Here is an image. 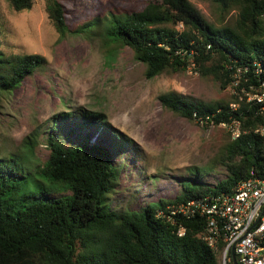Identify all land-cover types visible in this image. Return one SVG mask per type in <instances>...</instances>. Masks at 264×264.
Masks as SVG:
<instances>
[{"label": "trees", "instance_id": "obj_1", "mask_svg": "<svg viewBox=\"0 0 264 264\" xmlns=\"http://www.w3.org/2000/svg\"><path fill=\"white\" fill-rule=\"evenodd\" d=\"M7 1L15 11L32 6V0ZM44 1L48 18L64 37L69 32L65 1ZM212 1L222 13L236 10L234 21L214 25L189 0H149L139 10L92 19L76 32L99 29L106 42L128 46L134 59L145 65L147 78L185 69L192 60L201 76L224 84L239 70L240 85L251 91L264 80V0ZM45 61L40 54L9 57L0 49V102ZM256 68L261 70L258 74ZM158 99L164 108L189 120L196 114L209 116L213 125L239 122V136L213 160L224 167L225 177L210 184L202 177L214 166L194 167L173 198L116 211L108 206V197L118 187L120 175L112 152L122 148V140L112 150L98 141L100 130L71 145L50 133L49 156L31 171L19 155L0 158V264H219L218 251L202 238L205 217L186 218L172 214L171 208L230 193L251 170L264 178V137L255 131L264 127V113L246 96L203 103L167 92ZM81 117L82 129L103 121L99 113L85 112ZM25 142L33 150V137ZM180 227L182 235L177 233Z\"/></svg>", "mask_w": 264, "mask_h": 264}, {"label": "rangeland", "instance_id": "obj_2", "mask_svg": "<svg viewBox=\"0 0 264 264\" xmlns=\"http://www.w3.org/2000/svg\"><path fill=\"white\" fill-rule=\"evenodd\" d=\"M64 1L69 32L59 37L44 0H32L31 8L23 11L0 0L4 55L40 54L46 60L1 98L0 158L19 155L31 171L48 158L50 133L71 145L100 130L98 141L112 150L122 140V148L112 152L120 175L118 187L108 197V206L116 211L138 210L149 202L173 198L181 190L180 181L190 178L194 167L214 166L202 177L210 184L223 179L224 167L213 160L232 140L229 130L166 109L158 96L175 92L203 103L243 99L247 92L240 85L239 70L224 84L201 76L190 60L185 69L147 78L145 65L134 59L131 48L106 42L99 29H76L110 13L139 10L149 0ZM189 1L214 25L232 23L237 15L234 9L222 13L212 0ZM262 27L264 31V17ZM85 112L99 113L103 121H92L88 129H82ZM28 136L33 137V150L26 147Z\"/></svg>", "mask_w": 264, "mask_h": 264}, {"label": "built area", "instance_id": "obj_3", "mask_svg": "<svg viewBox=\"0 0 264 264\" xmlns=\"http://www.w3.org/2000/svg\"><path fill=\"white\" fill-rule=\"evenodd\" d=\"M260 71L255 69L256 74ZM250 90H245L247 101L255 100L259 104V111L264 113V80L259 87H250ZM230 106L235 109L234 104ZM193 116L194 120L211 124L208 122L209 116ZM220 124L229 130L232 139L239 136L237 120ZM255 131L264 137V127ZM171 213L186 218L193 214L205 217L207 223L202 238L218 251L219 264H264V178L253 170L232 192L207 195L186 204L179 203L171 208ZM177 233L182 235L184 228L180 227Z\"/></svg>", "mask_w": 264, "mask_h": 264}, {"label": "water", "instance_id": "obj_4", "mask_svg": "<svg viewBox=\"0 0 264 264\" xmlns=\"http://www.w3.org/2000/svg\"><path fill=\"white\" fill-rule=\"evenodd\" d=\"M231 257H232V259L234 260V255H233V253H232ZM234 264H235V263H234Z\"/></svg>", "mask_w": 264, "mask_h": 264}]
</instances>
